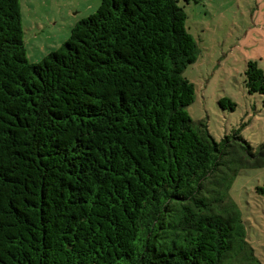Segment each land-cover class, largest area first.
I'll use <instances>...</instances> for the list:
<instances>
[{"label": "trees", "instance_id": "1", "mask_svg": "<svg viewBox=\"0 0 264 264\" xmlns=\"http://www.w3.org/2000/svg\"><path fill=\"white\" fill-rule=\"evenodd\" d=\"M186 19L178 0H100L30 64L19 0H0V264H261L228 191L264 143L193 123ZM244 76L264 97L255 62Z\"/></svg>", "mask_w": 264, "mask_h": 264}, {"label": "rangeland", "instance_id": "2", "mask_svg": "<svg viewBox=\"0 0 264 264\" xmlns=\"http://www.w3.org/2000/svg\"><path fill=\"white\" fill-rule=\"evenodd\" d=\"M27 61L39 63L69 39L76 23L94 14L100 0H19ZM186 31L197 44V59L183 72L194 85L187 112L205 124L217 142L235 130L254 150L264 143V97L248 94L244 72L249 61L264 72V0H178ZM228 99L235 107L221 109ZM264 167L243 168L228 198L237 207L246 241L264 264Z\"/></svg>", "mask_w": 264, "mask_h": 264}]
</instances>
